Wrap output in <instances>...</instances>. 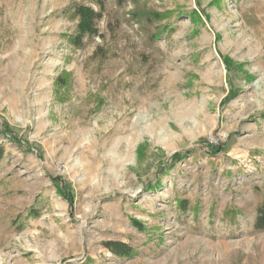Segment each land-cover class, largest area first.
<instances>
[{
	"label": "rangeland",
	"instance_id": "obj_1",
	"mask_svg": "<svg viewBox=\"0 0 264 264\" xmlns=\"http://www.w3.org/2000/svg\"><path fill=\"white\" fill-rule=\"evenodd\" d=\"M100 1L0 0V264H264V0Z\"/></svg>",
	"mask_w": 264,
	"mask_h": 264
},
{
	"label": "trees",
	"instance_id": "obj_2",
	"mask_svg": "<svg viewBox=\"0 0 264 264\" xmlns=\"http://www.w3.org/2000/svg\"><path fill=\"white\" fill-rule=\"evenodd\" d=\"M100 2L101 1L98 0L96 4L97 6H100L97 10H94L90 6L80 4L72 7L70 17L71 19L77 20V25L75 33L67 37L69 44L79 49L83 47L84 39L98 36L97 24L102 17V6L100 5ZM133 222L134 225L139 227L140 224L138 222ZM253 228L255 231H264V202L256 209ZM105 246L118 257L128 256L131 253V249L123 243L108 242L105 243Z\"/></svg>",
	"mask_w": 264,
	"mask_h": 264
}]
</instances>
